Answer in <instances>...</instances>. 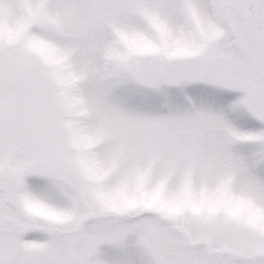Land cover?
Listing matches in <instances>:
<instances>
[{
    "label": "snow or ice",
    "instance_id": "6c2138e0",
    "mask_svg": "<svg viewBox=\"0 0 264 264\" xmlns=\"http://www.w3.org/2000/svg\"><path fill=\"white\" fill-rule=\"evenodd\" d=\"M0 264H264V0H0Z\"/></svg>",
    "mask_w": 264,
    "mask_h": 264
}]
</instances>
